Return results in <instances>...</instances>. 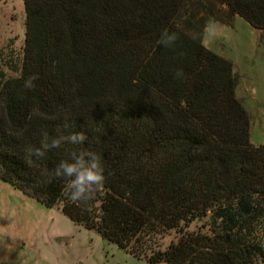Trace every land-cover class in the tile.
<instances>
[{
	"label": "trees",
	"instance_id": "trees-1",
	"mask_svg": "<svg viewBox=\"0 0 264 264\" xmlns=\"http://www.w3.org/2000/svg\"><path fill=\"white\" fill-rule=\"evenodd\" d=\"M221 1L264 30V0ZM24 2L21 74L0 71V180L148 264H264V144L233 62L179 24L188 0ZM165 29L173 47L157 44ZM82 150L105 176L87 210L51 175Z\"/></svg>",
	"mask_w": 264,
	"mask_h": 264
},
{
	"label": "rangeland",
	"instance_id": "rangeland-1",
	"mask_svg": "<svg viewBox=\"0 0 264 264\" xmlns=\"http://www.w3.org/2000/svg\"><path fill=\"white\" fill-rule=\"evenodd\" d=\"M226 11L221 0H188L178 22L202 34L203 44L212 51L236 60L245 45L264 42V30L255 28L262 33L258 36L242 17L237 20L239 15L231 17ZM25 33L24 0H0V71L5 78L21 74ZM249 68L253 85L264 94V58H254ZM235 75L238 81V71ZM173 237L167 236L164 243ZM5 247L8 264H15L20 253L26 264H148L107 242L96 230L75 224L60 207L49 208L0 180V249Z\"/></svg>",
	"mask_w": 264,
	"mask_h": 264
},
{
	"label": "clouds",
	"instance_id": "clouds-1",
	"mask_svg": "<svg viewBox=\"0 0 264 264\" xmlns=\"http://www.w3.org/2000/svg\"><path fill=\"white\" fill-rule=\"evenodd\" d=\"M178 39L175 32L167 29L160 34L157 44L170 48ZM177 78L183 76V72H177ZM37 76L29 77L24 84L26 89L34 88ZM68 125L65 124V127ZM73 144H82L86 139L84 133L72 134L67 138ZM61 139H53L50 143L41 142V146L35 150V154L42 156L46 151L59 149ZM51 175L58 181H63L65 196L67 200L77 206H83L87 210L98 193L102 192L105 184L104 169L101 165V157L93 151H73L68 154L67 159H62L52 169ZM9 250L5 247L0 249V264H8ZM15 264H26L22 253L14 258Z\"/></svg>",
	"mask_w": 264,
	"mask_h": 264
},
{
	"label": "crops",
	"instance_id": "crops-1",
	"mask_svg": "<svg viewBox=\"0 0 264 264\" xmlns=\"http://www.w3.org/2000/svg\"><path fill=\"white\" fill-rule=\"evenodd\" d=\"M237 20H241L240 16L237 17ZM252 32L258 36L262 34L255 28L252 29ZM225 58L233 62L235 74L237 71L239 73L236 93L250 116L251 141L255 145L264 144V94H261L258 88L253 85L250 76L251 69L249 68L254 58H264V42L245 45L236 60L227 56Z\"/></svg>",
	"mask_w": 264,
	"mask_h": 264
},
{
	"label": "water",
	"instance_id": "water-1",
	"mask_svg": "<svg viewBox=\"0 0 264 264\" xmlns=\"http://www.w3.org/2000/svg\"><path fill=\"white\" fill-rule=\"evenodd\" d=\"M166 264V263H165Z\"/></svg>",
	"mask_w": 264,
	"mask_h": 264
}]
</instances>
